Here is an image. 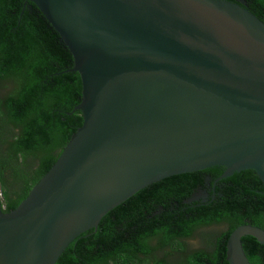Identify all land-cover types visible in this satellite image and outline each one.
I'll list each match as a JSON object with an SVG mask.
<instances>
[{
	"label": "water",
	"instance_id": "water-1",
	"mask_svg": "<svg viewBox=\"0 0 264 264\" xmlns=\"http://www.w3.org/2000/svg\"><path fill=\"white\" fill-rule=\"evenodd\" d=\"M82 80L83 124L13 210L0 189V264H56L140 190L221 168L264 184V21L244 0H27ZM198 199V198H197ZM235 228L229 264H252Z\"/></svg>",
	"mask_w": 264,
	"mask_h": 264
},
{
	"label": "trees",
	"instance_id": "trees-1",
	"mask_svg": "<svg viewBox=\"0 0 264 264\" xmlns=\"http://www.w3.org/2000/svg\"><path fill=\"white\" fill-rule=\"evenodd\" d=\"M238 1V0H232ZM264 21V0H244ZM74 59L40 9L27 0H0V189L3 209H15L50 170L83 124L74 111L82 80ZM10 89L4 92V88ZM221 168L156 182L108 212L97 230L77 237L56 264H229L227 241L240 225L264 229V184L255 171L221 176ZM211 177L207 185V177ZM209 188L207 200L196 198ZM212 226L223 230L206 247L188 239ZM252 264H264V245L242 239Z\"/></svg>",
	"mask_w": 264,
	"mask_h": 264
},
{
	"label": "rangeland",
	"instance_id": "rangeland-1",
	"mask_svg": "<svg viewBox=\"0 0 264 264\" xmlns=\"http://www.w3.org/2000/svg\"><path fill=\"white\" fill-rule=\"evenodd\" d=\"M10 89L4 88V92H7ZM224 228L223 226H212L210 228H207L205 230H201L200 232H197V234L186 241V245L189 248V250H198L205 248L207 243H206V238L207 237H212L216 232L222 231Z\"/></svg>",
	"mask_w": 264,
	"mask_h": 264
},
{
	"label": "flooded vegetation",
	"instance_id": "flooded-vegetation-1",
	"mask_svg": "<svg viewBox=\"0 0 264 264\" xmlns=\"http://www.w3.org/2000/svg\"><path fill=\"white\" fill-rule=\"evenodd\" d=\"M210 181H211V177H207V185H209V183H210ZM209 188H202V189H200L197 193H196V198L195 199H197V198H200V199H202V200H207L208 198H209V196H210V192H209Z\"/></svg>",
	"mask_w": 264,
	"mask_h": 264
}]
</instances>
